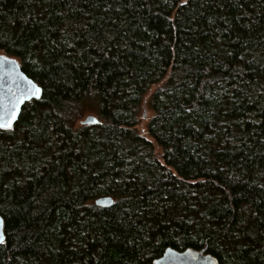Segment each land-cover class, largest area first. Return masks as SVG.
Here are the masks:
<instances>
[{"label": "trees", "instance_id": "trees-1", "mask_svg": "<svg viewBox=\"0 0 264 264\" xmlns=\"http://www.w3.org/2000/svg\"><path fill=\"white\" fill-rule=\"evenodd\" d=\"M0 53L43 88L0 128V264H264V0H0Z\"/></svg>", "mask_w": 264, "mask_h": 264}, {"label": "water", "instance_id": "water-1", "mask_svg": "<svg viewBox=\"0 0 264 264\" xmlns=\"http://www.w3.org/2000/svg\"><path fill=\"white\" fill-rule=\"evenodd\" d=\"M39 88V95H33L35 88ZM43 95V88L33 78L28 76L22 69L20 61L5 53H0V113H8L16 105V118L12 120V126L19 120L24 105L33 100L40 99ZM99 122L95 114H88L81 120L82 124H96ZM1 128V129H11ZM97 205L109 206L114 203L112 196H102L95 200ZM0 235L6 241L5 222L0 214ZM152 264H219L216 257L206 252V247L198 250L187 248L178 250L168 247L164 253L154 260Z\"/></svg>", "mask_w": 264, "mask_h": 264}, {"label": "snow or ice", "instance_id": "snow-or-ice-1", "mask_svg": "<svg viewBox=\"0 0 264 264\" xmlns=\"http://www.w3.org/2000/svg\"><path fill=\"white\" fill-rule=\"evenodd\" d=\"M187 0H182V3H186ZM40 92V89L37 87L33 91V95L38 96ZM16 108L17 106L14 105L12 110L6 114L0 113V128H11L12 126V120L16 118ZM3 240V236L0 235V241Z\"/></svg>", "mask_w": 264, "mask_h": 264}, {"label": "rangeland", "instance_id": "rangeland-1", "mask_svg": "<svg viewBox=\"0 0 264 264\" xmlns=\"http://www.w3.org/2000/svg\"><path fill=\"white\" fill-rule=\"evenodd\" d=\"M87 115H88V114H86L82 119H84ZM146 115L149 116V115H150L149 112L146 113ZM82 119H81V120H82ZM142 125H144V123H142Z\"/></svg>", "mask_w": 264, "mask_h": 264}, {"label": "flooded vegetation", "instance_id": "flooded-vegetation-1", "mask_svg": "<svg viewBox=\"0 0 264 264\" xmlns=\"http://www.w3.org/2000/svg\"><path fill=\"white\" fill-rule=\"evenodd\" d=\"M157 259V258H156ZM155 260V259H154ZM154 262V261H153ZM153 262H151V263H147V264H152Z\"/></svg>", "mask_w": 264, "mask_h": 264}]
</instances>
